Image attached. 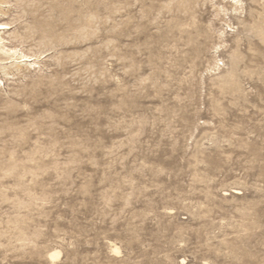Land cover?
<instances>
[{"label":"rangeland","instance_id":"374dc122","mask_svg":"<svg viewBox=\"0 0 264 264\" xmlns=\"http://www.w3.org/2000/svg\"><path fill=\"white\" fill-rule=\"evenodd\" d=\"M4 1L0 264H264V0Z\"/></svg>","mask_w":264,"mask_h":264},{"label":"bare ground","instance_id":"6f19581e","mask_svg":"<svg viewBox=\"0 0 264 264\" xmlns=\"http://www.w3.org/2000/svg\"><path fill=\"white\" fill-rule=\"evenodd\" d=\"M40 1V0H39ZM96 1V0H95ZM95 1H93L94 3H95ZM101 0H99L98 2H100ZM0 2H5L4 0H0ZM84 2V1H83ZM104 1L102 0V3H103ZM107 2H109V0L107 1ZM116 2V1H115ZM79 3V2H78ZM93 3V4H94ZM1 4V3H0ZM75 4V3H74ZM113 4H115V3H113ZM66 5V4H65ZM73 6V5H72ZM48 7V6H47ZM80 7V6H79ZM81 7H84L83 5L81 6ZM78 17H80L79 15H78ZM35 21V20H34ZM36 22V21H35ZM33 24V23H32ZM88 25V24H87ZM9 26V25H8ZM7 25H6V23H3V22H0V29H4V28H7L8 27ZM78 29H80V28H78ZM50 35V34H49ZM63 37V36H62ZM1 40V39H0ZM54 43V42H53ZM51 47V46H50ZM15 48V47H14ZM9 49V48H8ZM10 50H11V48H10ZM4 52H5V50H4ZM11 52V51H10ZM7 53V52H6ZM12 53L14 54V52H13V50H12ZM21 53V52H20ZM20 53H18V56H20V57H26V55H28V54H21L20 55ZM10 54V53H9ZM17 56V57H18ZM19 57V58H20ZM4 58V57H3ZM18 58V59H19ZM28 60H26V62H27ZM56 255H58V252H55V253H52L51 254V257H54V256H56Z\"/></svg>","mask_w":264,"mask_h":264}]
</instances>
